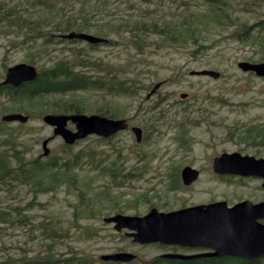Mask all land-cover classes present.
Wrapping results in <instances>:
<instances>
[{"label":"rangeland","instance_id":"rangeland-1","mask_svg":"<svg viewBox=\"0 0 264 264\" xmlns=\"http://www.w3.org/2000/svg\"><path fill=\"white\" fill-rule=\"evenodd\" d=\"M199 1L195 0L198 7L194 5L191 9L203 10ZM188 2L191 0L150 3L141 0H55L54 10V2L0 0L1 13L12 10L17 15L41 19L43 31L53 34L52 40L31 42L27 29L1 24L0 82L6 68L17 63L32 64L39 69L59 59L79 62L84 58L97 61L84 68L90 73L102 72L100 69L106 67L115 69L122 78L136 77L142 86L160 83L158 90L149 97L146 94L151 86L143 87L134 96H110L95 90L77 94H82L86 100L87 110L83 113H95L99 107H109L111 111L117 108L122 113L117 118H126L130 124L142 127L143 139L136 142L128 129L109 138L87 135L73 144V151L91 148L93 161L102 159L104 164L116 160L130 176L122 179V185L114 187L108 174L89 170L85 165L77 169L80 179L76 185L63 184L48 193L37 192L35 200L38 202L31 204L33 220L52 218L58 227L66 230L62 240L55 243L58 252L74 250L99 259L101 254L127 251L136 254L138 260L149 259L173 250L155 243H135L125 234L126 230H115L104 218L118 212L142 215L151 207L168 211L217 200H225L228 204L241 199L264 200L260 180L227 179L212 171V158L221 152L242 149L248 154L264 155L261 138H244L250 125H264V77L244 72L237 66L239 61H247L244 57L254 54L253 50L219 36L213 24L208 29L196 25L200 31H195L194 37L208 47L194 57L191 52L196 44L192 37L173 43L150 31H140L143 21L150 24L180 20ZM234 6L236 10L244 8L241 1ZM258 9L264 12V0L257 6L250 4L245 10L233 12L252 22L263 17ZM54 16L69 19L71 29H58L53 24ZM70 32L87 33L106 41L91 46L85 40L69 41L60 37ZM25 36L26 41L30 39L28 42L22 41ZM258 55L261 52L254 56ZM200 69L217 70L220 76L190 74L191 70ZM182 93H186V97H181ZM2 106L11 107L12 104L0 98V108ZM3 114L0 112V125L10 130L14 139L17 134L18 143L14 145L26 154L25 158L45 157L41 147L45 138H50L47 145L50 154L62 155L63 141L53 135L52 126L42 121L43 114H28L29 120L25 123L1 122ZM68 127L73 128V125L68 124ZM180 128L184 130L185 146L181 145L178 135ZM3 140L0 144L6 145ZM185 165L200 171L198 179L189 186H184L177 178ZM173 181L178 184L171 188ZM16 189L17 194L10 196V202L25 204L32 199L26 187ZM0 198H5L1 191ZM34 232L19 225L8 227L0 235V247L4 246L14 256L24 250V253L42 251L44 246L34 238Z\"/></svg>","mask_w":264,"mask_h":264},{"label":"trees","instance_id":"trees-1","mask_svg":"<svg viewBox=\"0 0 264 264\" xmlns=\"http://www.w3.org/2000/svg\"><path fill=\"white\" fill-rule=\"evenodd\" d=\"M37 1L43 3L54 2L52 6L54 5L55 10V0H35V3ZM141 1L150 3L156 0ZM194 1L191 0V2L186 3L187 10L184 11L180 20L171 19L162 23L151 22L150 24L143 21L139 26L140 31H150L167 38L168 41L173 43L185 42L189 39L188 37H192L191 39L196 44V49L191 52L194 57L199 55L203 48L208 47L194 37L195 31H200L196 28V25L208 29L213 24V28L217 29L219 36L222 35L226 40L229 39L238 45H247L253 50L254 54L245 56V59L251 62L264 61V12L260 13L258 9L257 12L263 17L252 22L244 20L240 15L233 12L236 10L233 8L234 5L240 3V1L244 8L237 10L242 11L247 9L250 4L257 6L258 2L260 3L263 0H200L201 2H199L204 7L203 10L199 11L191 9L194 5L198 7V2L195 3ZM1 11L0 7V25H16L19 29H27L31 34V42L52 40L53 34L50 31H43L41 19L26 17L22 14L17 15L12 10H6L4 13H1ZM52 19L54 20L53 24L58 29H71L70 25L72 23L69 19H59L56 16ZM26 40L27 36L22 41ZM67 40L75 41L79 39L71 38ZM94 45L95 43H91V46ZM256 52H261V55L255 57ZM33 61L32 58L31 63ZM96 62L84 58L79 62L69 58L59 59L48 66L39 68L37 76L31 81L22 82L18 86L0 83V98L6 99L12 104L11 107L2 106L0 112H25L30 115L36 113L38 116L47 111L52 113H83L87 110L86 100L83 99L82 94L77 95L78 93L95 90L110 96H134L143 87L149 88L151 86L150 83L142 86L140 80L136 77L122 78L114 71L115 69L112 70L111 68L105 67V69L103 67L100 69L102 72L99 73L84 71V68H88L90 63ZM95 113L111 118L119 117L122 114L117 108L111 111L109 107H99L95 110ZM180 131L181 133L178 135L182 139L181 145L185 146L184 130L181 129ZM11 133L10 130L4 129L0 125V140L5 139L2 142L7 143L6 145L0 144V191L5 195V198H0V235L8 227L18 225L26 227L29 232L35 231L34 238L37 237L44 249L33 253L29 250L24 253V250L23 253L18 254L19 256H14L7 252L4 246H1L0 264H264V257L254 260L230 256H200L185 259L161 255L123 263L102 261L84 253H76L74 250L67 253L58 252L55 243L62 240L61 238L65 235L66 230L58 227L56 221L52 218L33 220L30 211L33 208L31 204L38 202V200H35L37 192L48 193L63 184L76 185L80 179L77 169L85 165H88L89 170L93 171L95 169L104 175L108 174L114 187L122 185V179L128 178L130 174L122 165L117 164L116 160L112 162L105 161L104 164L101 163L102 159L93 161L94 152L91 148H80L73 151L71 150L73 145L63 142L61 156L54 153L43 158L39 155L25 158L26 154L14 145V143H18L16 140L17 134L15 133L14 139ZM258 137L261 138V141L264 140L263 125H250L247 127L244 138L255 139ZM11 141H13L12 144H10ZM175 182L170 183L171 188L178 184ZM21 186L27 188V192L32 195V199L25 204L10 202V196L17 194L16 188ZM100 193L102 192L100 191ZM62 230L64 231L63 234ZM161 246L164 247V245ZM167 247L171 250L177 248L176 246Z\"/></svg>","mask_w":264,"mask_h":264},{"label":"water","instance_id":"water-1","mask_svg":"<svg viewBox=\"0 0 264 264\" xmlns=\"http://www.w3.org/2000/svg\"><path fill=\"white\" fill-rule=\"evenodd\" d=\"M67 38H80L89 42H100L103 38L87 34L70 32L63 35ZM238 67L243 71H253L258 76H264V62L239 61ZM191 75H209L213 78L219 72L212 69L191 70ZM37 76L36 68L27 63H17L8 67L3 83L14 86L22 82L31 81ZM156 83L147 93L149 97L158 87ZM187 94L182 93L181 97ZM27 115L22 113H8L2 116L3 121L25 122ZM43 121L53 126V134L59 135L67 144L89 134L108 137L120 130L129 127L124 118H109L98 114H53L47 113ZM72 122L75 130L67 127ZM136 142L142 139V129L131 126ZM48 138L42 141L43 154L49 153ZM212 169L219 174H238L242 176H258L264 180V158H255L239 153H222L214 157ZM198 170L191 166L181 169V180L189 185L198 178ZM264 188V181L261 184ZM264 201L253 203L242 200L228 206L224 200L213 201L206 204H196L170 211H159L152 207L143 215H129L116 213L104 218L107 223H113L115 230L126 229V235L134 242L140 244L158 242L166 245H180L186 247H204L212 249L211 252L186 255L180 253H165L164 257L191 258L201 255L235 256L254 260L264 256ZM136 257L127 251L101 254L100 259L107 261L129 262Z\"/></svg>","mask_w":264,"mask_h":264},{"label":"flooded vegetation","instance_id":"flooded-vegetation-1","mask_svg":"<svg viewBox=\"0 0 264 264\" xmlns=\"http://www.w3.org/2000/svg\"><path fill=\"white\" fill-rule=\"evenodd\" d=\"M260 146L261 147H264V140L261 141V145ZM234 152L235 153H239L240 155H251V156H254L256 158H264V155L248 154V152H245L242 149H238V150L231 151V152H228V153H234ZM213 158H212V160H213ZM222 177H225L227 179H233L234 178V179H237L239 181L245 180L247 178L258 179V180L262 181V179L261 178H258V177L240 176V175H232V174H225V175H222ZM260 201H262V200H260ZM176 247H178V246H176ZM178 250H182V251H185V252H189V251H192V252H204V251H207L208 249H204V248L178 247Z\"/></svg>","mask_w":264,"mask_h":264}]
</instances>
